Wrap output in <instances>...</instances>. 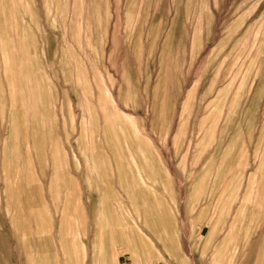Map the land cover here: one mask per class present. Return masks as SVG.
I'll use <instances>...</instances> for the list:
<instances>
[{
	"label": "rangeland",
	"instance_id": "rangeland-1",
	"mask_svg": "<svg viewBox=\"0 0 264 264\" xmlns=\"http://www.w3.org/2000/svg\"><path fill=\"white\" fill-rule=\"evenodd\" d=\"M0 264H264V0H0Z\"/></svg>",
	"mask_w": 264,
	"mask_h": 264
}]
</instances>
